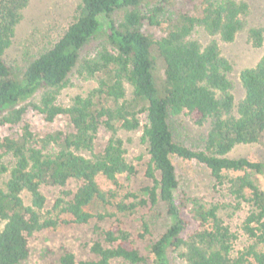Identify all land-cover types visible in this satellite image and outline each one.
<instances>
[{
	"label": "trees",
	"instance_id": "1",
	"mask_svg": "<svg viewBox=\"0 0 264 264\" xmlns=\"http://www.w3.org/2000/svg\"><path fill=\"white\" fill-rule=\"evenodd\" d=\"M141 1L80 0L66 30L17 77L2 57L31 0H0V128L20 127L14 136L0 137V264H23L29 257L28 239L57 224L42 216L41 187L63 188L70 181L78 183L75 193L62 191L52 212L58 210L79 225L93 218L114 220L107 229L93 228L97 238L89 247L90 259L76 260L66 252L59 264H144L132 234L116 214L158 204L171 224L150 245L151 264H171L168 252L177 264H264V190L252 177L262 166L228 156L238 146H264V55L240 72L244 96L235 105L228 78L232 66L219 45L232 43L244 31L249 5L241 0H201L196 14H178L156 37L141 30ZM122 8L128 10L115 22L111 15ZM148 19L150 25L161 26L153 17ZM102 21L105 40L92 55L81 56ZM197 31L206 37L205 43L194 36ZM248 39L254 48L261 47V30L249 29ZM72 72L95 87L63 106L58 95ZM28 109L47 124L65 117L69 128L38 136L23 122ZM182 115L195 126H207L201 149L191 150L174 140L169 121ZM101 131L108 134L102 146ZM138 131L148 156L145 177L151 182L144 189L145 198L129 193L125 201L113 204L116 214L91 215L85 208L105 200L96 183L99 175L115 183L119 176L135 173L120 134ZM6 157L12 160L10 166L4 163ZM174 158L202 165L215 188H225L235 201L248 206L240 227L247 245L235 248L238 237L225 223L233 213L231 205L200 197L187 204L181 201ZM24 192L31 197L30 205L23 201ZM142 229L140 238L148 233L147 224Z\"/></svg>",
	"mask_w": 264,
	"mask_h": 264
},
{
	"label": "rangeland",
	"instance_id": "2",
	"mask_svg": "<svg viewBox=\"0 0 264 264\" xmlns=\"http://www.w3.org/2000/svg\"><path fill=\"white\" fill-rule=\"evenodd\" d=\"M222 2L224 0H213ZM239 1V0H237ZM249 5V16L245 21V29L238 34L230 44L220 43L221 55L226 58L232 70L228 78L233 83V95L235 105L244 96V91L239 81V74L243 69L252 68L264 55V0H241ZM201 0H142L137 10L144 17L141 30L145 33H152L156 37L162 35L161 30L166 26L167 21L175 19L182 12L196 14ZM80 0H31L28 6L22 11L21 19L15 29V36L12 45L2 57L4 63L10 68L14 76L19 77L28 63L40 53L47 50L60 35L66 30L77 14ZM128 9H117L111 19L118 22ZM156 10V13L154 11ZM160 23V27L150 25L148 18ZM258 28L262 32V45L254 48L248 39V30ZM202 43L206 42V37L201 31L194 35ZM106 30L102 21L101 30L91 38L81 50V56H90L96 48L105 40ZM95 87L93 82H84L79 79L74 72L68 77V84L58 95V103L66 106L71 99L77 95L86 96ZM128 90V95L130 93ZM41 92V91H40ZM40 92L34 98L38 100ZM21 104L20 106H23ZM23 122L28 124L31 130L38 136H43L51 131L69 128L65 117H60L51 124H47L36 112L26 110ZM173 138L177 143L185 147L196 150L203 147L204 138L207 133V126L198 127L193 124L190 117L182 115L172 118L169 121ZM19 126H2L0 137L14 136L19 132ZM108 138V134L101 131L98 136V143L102 146ZM125 150L127 162L135 166V173L131 176H119L115 183L106 180L99 175L96 183L99 191L104 194V202L93 201L86 211L91 215L116 214L113 204L126 200L129 193L137 195L140 199L145 198L144 189L151 186V182L145 177V167L148 156L145 145L140 141V131L123 132L120 134ZM230 158L245 157L250 161L260 163L262 171L260 174H253L260 189L264 190V146L253 144L236 147L229 155ZM6 166L12 163L11 158L4 159ZM176 169V176L179 183L178 195L184 204L194 197L203 198L207 202L218 203L220 205H231L232 215L225 217V223L234 232L238 239L236 250L248 244V240L242 233L240 227L248 213V206L235 201L228 195L225 188H215L214 182L209 176L208 170L194 161H184L178 158L173 159ZM5 179V177H4ZM78 183L70 181L65 187L44 186L40 191L45 198V208L42 212L44 218L56 220V225L50 229L34 233L28 239L29 257L23 264H59V258L64 253H71L76 260L90 259L89 247L97 237L93 233V228L98 226L107 229L112 225L114 218L105 217L103 219H91L88 224L79 225L71 221V218L58 210H51L62 191L75 193ZM25 205L31 204V197L28 193H22ZM226 216V215H225ZM116 218L122 221L123 227L129 230L134 238L135 246L140 250L145 258L144 264H151L152 257L149 254L150 245L157 240L169 227L171 220L166 215V210L162 204L155 207H142L131 214H116ZM147 224L148 233L140 238L143 233L142 226ZM171 264L177 261L168 252ZM112 264H122L114 261Z\"/></svg>",
	"mask_w": 264,
	"mask_h": 264
}]
</instances>
